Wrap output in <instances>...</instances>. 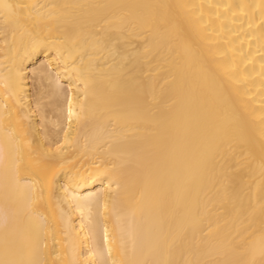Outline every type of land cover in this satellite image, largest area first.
<instances>
[{
    "label": "bare ground",
    "instance_id": "6f19581e",
    "mask_svg": "<svg viewBox=\"0 0 264 264\" xmlns=\"http://www.w3.org/2000/svg\"><path fill=\"white\" fill-rule=\"evenodd\" d=\"M0 264H264V0H0Z\"/></svg>",
    "mask_w": 264,
    "mask_h": 264
}]
</instances>
